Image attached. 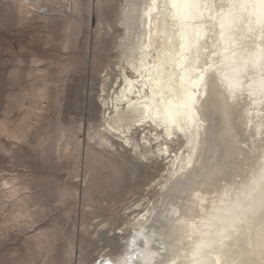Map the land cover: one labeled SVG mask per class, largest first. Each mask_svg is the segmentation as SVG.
<instances>
[{
	"label": "rangeland",
	"instance_id": "374dc122",
	"mask_svg": "<svg viewBox=\"0 0 264 264\" xmlns=\"http://www.w3.org/2000/svg\"><path fill=\"white\" fill-rule=\"evenodd\" d=\"M153 2L0 0V264H264V0Z\"/></svg>",
	"mask_w": 264,
	"mask_h": 264
},
{
	"label": "bare ground",
	"instance_id": "6f19581e",
	"mask_svg": "<svg viewBox=\"0 0 264 264\" xmlns=\"http://www.w3.org/2000/svg\"><path fill=\"white\" fill-rule=\"evenodd\" d=\"M152 1V0H151ZM156 0H154L153 3H155ZM187 1V0H186ZM158 2H160V0H158ZM165 2V1H164ZM151 3V4H153ZM161 3V2H160ZM186 3V2H185ZM150 4V3H149ZM150 4V5H151ZM184 5V4H183ZM186 5V4H185ZM159 6V5H158ZM149 7V6H148ZM160 7V6H159ZM164 7H165V4H164ZM183 6H181V9H182ZM151 14L152 12H154V8H151ZM179 9V8H178ZM150 10V9H149ZM159 10V9H158ZM156 14V13H155ZM180 16V15H179ZM174 17V16H172ZM184 17V16H183ZM163 19V18H162ZM181 20V19H180ZM162 21V20H161ZM182 23V21H181ZM157 26V25H156ZM184 26V25H183ZM183 29V27H182ZM186 29V28H185ZM157 30V29H156ZM159 31V30H157ZM149 32V31H148ZM156 32V31H155ZM158 33V32H157ZM176 33V32H175ZM152 34V33H151ZM160 34V33H159ZM175 35V34H174ZM152 35H150L151 37ZM155 37H158V36H155ZM171 37V36H170ZM144 38V37H143ZM172 38V37H171ZM154 39V38H153ZM180 39V38H179ZM169 41V40H168ZM180 44V43H179ZM145 45V44H144ZM182 45V44H181ZM165 48V47H164ZM175 49V48H174ZM181 49V48H180ZM189 50V49H188ZM162 51V50H161ZM182 51V50H181ZM159 51L157 50L156 52V44L153 43V40L150 39L148 40L147 44L145 46H141L138 51H133L132 49H129V51L127 52V54L133 55L135 53H137V57L138 58H135L134 60V64H136L137 66L136 67H139V68H132L136 73V77L134 79H128L127 77L124 78V83H125V87L119 92V95L111 100L110 103H105V105L108 106L109 109H112L116 112H119L120 110V107L122 105H125V110H126V114H129V113H132L133 115H136L138 117H143V122H148L149 120L153 119V120H156V119H159L160 118V110L162 108V102L160 101V99L158 98L160 96V93L159 92H156V90H150L149 88H151V84H154L153 82V77L157 76L158 74L160 73H157L156 75V71L154 70V68L156 67H150L149 63H146L143 65V56H145V60H147L148 57H151L152 59V62L155 63L157 62L158 60H156V56H157V53ZM164 54H165V51H164ZM177 54V53H176ZM183 55V54H182ZM186 55V54H185ZM186 58V57H185ZM187 59V58H186ZM137 60H139L137 62ZM165 60V58L163 59ZM142 61V63H141ZM160 61V60H159ZM176 61V60H175ZM151 63V62H150ZM177 63V62H176ZM187 64V63H186ZM157 65V64H156ZM173 66H174V63H173ZM171 66V67H173ZM181 66V65H180ZM158 67H159V64H158ZM157 67V68H158ZM189 67V66H188ZM187 68V67H186ZM159 69V68H158ZM157 69V70H158ZM173 69V68H172ZM177 69V68H176ZM175 69V70H176ZM164 70V68H163ZM177 73V72H176ZM186 73V72H185ZM198 75H196L197 77ZM160 77V76H159ZM172 77V76H171ZM192 77V76H191ZM158 78V77H157ZM181 78V77H180ZM161 80V79H160ZM159 81V80H158ZM172 81V80H171ZM194 81V80H193ZM160 82V81H159ZM173 82V81H172ZM204 82V81H203ZM158 83V82H156ZM187 83V82H186ZM168 83H166L167 85ZM200 84V81L197 82L196 85H199ZM155 85V84H154ZM171 86V85H170ZM188 86V85H187ZM162 87V86H161ZM160 87V88H161ZM199 87V86H198ZM202 87V86H201ZM155 88V87H154ZM152 87V89H154ZM171 88V87H170ZM184 88V87H183ZM191 88V87H190ZM200 88V87H199ZM146 89L150 90V94H146ZM157 89V88H155ZM176 89V88H175ZM161 90V89H160ZM194 90V89H193ZM201 92H199V97L197 95H193V96H190V99H187V103H193V102H198L197 100V97L199 99L202 98V96L204 95L205 91L203 89H200ZM159 91V90H157ZM164 91L166 92V90L164 89ZM169 93H170V89L168 88ZM176 91V90H175ZM164 92V93H165ZM172 92V91H171ZM174 93V91L172 92V94ZM174 95V94H173ZM172 95V96H173ZM162 96V95H161ZM167 96V94H166ZM171 96V95H170ZM169 96V97H170ZM175 97V96H173ZM172 97V98H173ZM171 98V99H172ZM182 98V97H181ZM186 99V97H185ZM175 100V99H173ZM167 104V103H166ZM195 104V103H193ZM170 105V104H169ZM179 106V105H178ZM177 106V107H178ZM173 107V105H172ZM183 107V106H182ZM192 107V106H191ZM181 108V107H180ZM193 108H196L194 105H193ZM186 109V108H184ZM189 109V108H188ZM191 109V108H190ZM122 110H124L122 108ZM178 110V108H177ZM180 110V109H179ZM172 111V109L170 110ZM182 111V109H181ZM192 112L194 111V109L191 110ZM196 111V110H195ZM165 112V111H164ZM167 112V110H166ZM175 112V111H173ZM172 112V113H173ZM188 112V111H186ZM191 112V113H192ZM170 113V112H169ZM183 112H181V115ZM185 113V112H184ZM190 113V114H191ZM120 114V113H119ZM118 114V115H119ZM125 114V113H124ZM166 114V113H165ZM164 114V115H165ZM189 114V112H188ZM132 115V116H133ZM141 115V116H140ZM172 115V114H170ZM192 115V114H191ZM189 117L188 115V118H190V121L191 122H188V123H193V119L196 118V116L193 118V117ZM196 115V114H194ZM172 116H175V113L174 115ZM185 116V115H184ZM186 116H187V113H186ZM135 117V116H134ZM167 117V115H166ZM170 117V116H169ZM114 118V117H112ZM133 118V117H131ZM162 118H165V117H162ZM174 118V117H173ZM182 118V117H181ZM185 118V117H184ZM187 118V119H188ZM134 119V118H133ZM169 119V118H168ZM168 119H167V122H168ZM183 119V118H182ZM181 119V120H182ZM134 120H137V119H134ZM139 120V119H138ZM175 120V119H174ZM196 120V119H195ZM170 121V120H169ZM183 121V120H182ZM187 121V120H186ZM152 122V120H151ZM162 122V121H161ZM164 122V121H163ZM175 123L178 122V121H174ZM136 123V122H135ZM158 123V122H157ZM187 123V124H188ZM164 124V123H162ZM168 124V123H167ZM170 124V123H169ZM198 124V122H197ZM178 125V124H177ZM186 125V124H185ZM176 126V125H174ZM195 126V125H194ZM190 127V126H189ZM192 127V126H191ZM196 129V128H195ZM194 129V130H195ZM198 129V128H197ZM167 131V130H166ZM195 132V131H194ZM197 133V132H196ZM195 134V133H194ZM193 134V135H194ZM197 135V134H196ZM198 137V136H197ZM193 139H194V136H193ZM197 139V138H196ZM194 139V140H196ZM198 140V139H197ZM110 143V142H109ZM194 143L196 144V141H194ZM124 148H136L137 145H132L128 140L125 141L124 145L122 146ZM137 149V148H136ZM133 150V149H132ZM135 152V151H134ZM193 152V151H192ZM189 161L187 162V166H189ZM153 213H150V211L148 210L147 213L145 215H141V216H137L136 220L134 221L133 223V226L136 227L135 229V233H133V239H134V245H137L138 246V242L135 241V237L139 236L143 231H145L146 229V226H147V223L149 222L150 218L152 217ZM135 234V235H134ZM139 250V249H138ZM137 249L136 250H131L130 252L127 253V256L123 257V259L125 260L124 262H130L132 256L136 253ZM114 264V263H113Z\"/></svg>",
	"mask_w": 264,
	"mask_h": 264
}]
</instances>
